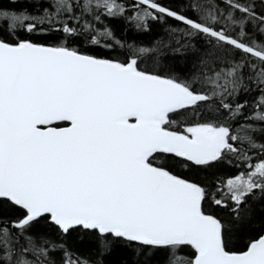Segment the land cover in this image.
<instances>
[{"label":"snow or ice","instance_id":"obj_1","mask_svg":"<svg viewBox=\"0 0 264 264\" xmlns=\"http://www.w3.org/2000/svg\"><path fill=\"white\" fill-rule=\"evenodd\" d=\"M0 264H264V0H0Z\"/></svg>","mask_w":264,"mask_h":264}]
</instances>
